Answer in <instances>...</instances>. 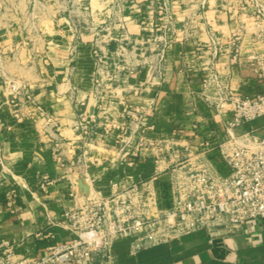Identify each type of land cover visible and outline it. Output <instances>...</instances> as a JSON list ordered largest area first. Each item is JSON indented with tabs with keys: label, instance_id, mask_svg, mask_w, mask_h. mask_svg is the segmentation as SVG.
<instances>
[{
	"label": "crops",
	"instance_id": "0c3cea01",
	"mask_svg": "<svg viewBox=\"0 0 264 264\" xmlns=\"http://www.w3.org/2000/svg\"><path fill=\"white\" fill-rule=\"evenodd\" d=\"M131 2L119 15L126 20L131 38L139 41L150 34L149 3L143 1V13H137ZM17 3L21 0H0V236L17 241V258H36L44 254L49 243L70 239L71 232L59 223L62 212L73 204L70 191L80 193L92 187L109 194L110 181L125 174L119 160L127 152L140 156L127 173L155 185L167 181L169 168L187 158L198 157L219 170L212 153L229 132L257 129L264 135V118L230 127V105L215 102L211 97L214 87L209 90V99L205 96L203 78L213 68L228 80L235 94L264 91V82L249 64V55L263 50V44L245 38L236 62H230L233 53L228 37L235 23L223 7L224 0H177L171 4L175 35L160 74L151 62L153 55L146 58L151 63L136 59L133 74L115 89V103L110 104L111 116L131 125L127 137L116 129L105 134L98 128L85 135L73 127L80 110L98 113L92 93L95 34L78 24L73 12L79 9L87 13L84 5L93 7V0H67L57 9L56 4L45 6L44 11L33 14L31 28L26 24L21 27L26 15L8 12L9 6ZM40 4L37 0L36 5ZM95 5L96 17L107 19L108 0H95ZM14 23L17 26L13 27ZM210 32L224 42L225 50L215 60L207 45ZM115 46L116 42L109 44L112 49ZM11 82L14 86L28 83L36 99L58 116L62 134L58 145L32 121L27 105L20 106L22 119L15 116L10 103ZM121 101L141 111V118L120 117ZM57 151L67 164L78 157L85 159L88 176L81 177L60 165ZM45 178L50 183L42 187ZM130 242L116 240L109 252L97 257V263L262 264L264 219H251L220 235L200 229L147 246L136 254L131 253Z\"/></svg>",
	"mask_w": 264,
	"mask_h": 264
},
{
	"label": "built area",
	"instance_id": "2783aa9c",
	"mask_svg": "<svg viewBox=\"0 0 264 264\" xmlns=\"http://www.w3.org/2000/svg\"><path fill=\"white\" fill-rule=\"evenodd\" d=\"M143 1L146 0H132V10L143 13ZM147 1L150 8L147 16H151L152 27L150 34L141 38L142 47L136 45L138 42L130 44L131 36L124 23L114 33L101 25L106 20L95 27L93 54L96 71L92 93L96 98L98 113L80 110L73 126L76 131L88 135L98 128H102L105 134L116 129L125 135L131 128V125L121 123L110 114V104L115 103V89L128 82L137 64L136 59H142L145 63L154 62L156 74H160L166 50L175 35V14L166 10L177 0ZM111 4L114 7L113 1ZM89 7L84 5L87 10ZM223 7L235 23L228 37V47L233 53L230 62L234 63L245 38L264 46V0H224ZM124 9H111L107 19ZM162 21L165 22L158 24ZM209 37L207 45L215 60L225 50L224 42L215 32H210ZM151 38H154L155 46L153 53L147 55L148 50L144 45ZM111 42H116L114 49L109 47ZM150 55L155 58L151 62L146 60ZM249 58L250 68L264 82V49L252 52ZM11 83L10 103L14 106L15 116L22 119L20 106L27 105L32 121L58 145L62 134L55 112L36 99L28 83L21 82L16 86ZM203 87L206 98L209 99V90L214 87L211 97L215 102L230 105V127L264 118V91L235 94L228 80L214 68L208 69V74L203 78ZM121 102L123 108L120 117L134 121L141 118V111L125 101ZM79 103L84 105L81 100ZM217 152L228 173L213 170L198 157L178 161L169 168L166 197L159 188V182L153 185L127 173V168L135 166L140 160L137 152H127L119 160L125 174L110 181L109 194H102L92 187L80 193L70 191L73 204L59 218V223L71 232L70 239L49 243L44 254L29 259L16 257V240L0 236V264H105L103 260L97 263V257L109 252L118 239H130V251L136 254L147 246L200 229L208 230L211 235H220L234 231L251 219H264V135H260L257 129L245 130L241 134L229 132L228 138L218 144ZM57 162L81 177L88 176L83 167L85 159L81 157L67 164L57 151ZM2 165L0 157V168ZM49 183L45 178L41 186Z\"/></svg>",
	"mask_w": 264,
	"mask_h": 264
},
{
	"label": "rangeland",
	"instance_id": "374dc122",
	"mask_svg": "<svg viewBox=\"0 0 264 264\" xmlns=\"http://www.w3.org/2000/svg\"><path fill=\"white\" fill-rule=\"evenodd\" d=\"M67 2V0H39V2H41V4L39 6L36 5L37 3V0H21V3H17V5H10L9 6V9H8V12L10 13H18L16 15L22 17L23 14L26 15V19L24 20V23H22L21 27L23 28L24 24H26L28 27H32L34 25V19H33V14L35 13V11H44V9L46 8L45 6H49V7H52L53 4H56L54 9H57L58 7H63V5L61 4H65L64 2ZM73 1V0H71ZM113 1V3L115 4L114 7H112L113 5L111 4V2ZM108 0L109 2V5L107 6V11L108 10H113V8L116 10V11H119L118 9L121 8L123 9L124 7H126L127 5V2L129 0ZM48 3V4H47ZM13 6L14 9H13ZM73 6H71L72 8ZM17 8V10H16ZM74 9V8H72ZM96 5H95V0H93V7H90V9L88 10L87 13H83L81 12L79 9L78 10H75L73 11L74 13H76V18H77V23L81 24L83 27L86 28V30H88L89 32H93L95 31V27H99V24H101V19H105L104 17L101 16H97L96 17ZM152 9V8H151ZM125 10V9H124ZM123 10V11H124ZM154 10V9H152ZM106 11V12H107ZM114 12V11H113ZM166 12L168 13H171L172 12V7L171 5L168 6V9L166 10ZM109 13V11L107 12ZM121 13V12H120ZM120 13H115V17L113 16L112 18L110 19H105L106 22L101 24L103 25L104 28H108V29H111L113 30V33L114 32H117L118 31V27L121 23H124L126 24V21H123L121 18H122V15H119ZM107 18V17H106ZM79 19V20H78ZM165 21H162V22H158V24H163ZM17 26L16 23H14L13 27ZM152 27V26H151ZM106 31L103 29V33H105ZM155 36V35H154ZM174 37V36H173ZM131 42L130 44H132V42H138L136 45L139 46V47H142V39L140 38L139 41L137 39H132L131 38ZM141 42V43H140ZM135 45V44H134ZM146 48H147V55H149L150 53L152 54L153 53V46H155V41H154V38H151V41L149 43H146L144 45ZM132 47V46H131ZM140 52V51H138ZM261 133V132H260Z\"/></svg>",
	"mask_w": 264,
	"mask_h": 264
},
{
	"label": "trees",
	"instance_id": "16d2710c",
	"mask_svg": "<svg viewBox=\"0 0 264 264\" xmlns=\"http://www.w3.org/2000/svg\"><path fill=\"white\" fill-rule=\"evenodd\" d=\"M212 158L220 172H222L223 174L228 173L227 167L224 161L220 159V156L217 151H214L212 153ZM159 188L162 190L164 197H166L168 189L167 181H161V183H159Z\"/></svg>",
	"mask_w": 264,
	"mask_h": 264
},
{
	"label": "water",
	"instance_id": "95a60500",
	"mask_svg": "<svg viewBox=\"0 0 264 264\" xmlns=\"http://www.w3.org/2000/svg\"><path fill=\"white\" fill-rule=\"evenodd\" d=\"M262 264H264V262Z\"/></svg>",
	"mask_w": 264,
	"mask_h": 264
}]
</instances>
